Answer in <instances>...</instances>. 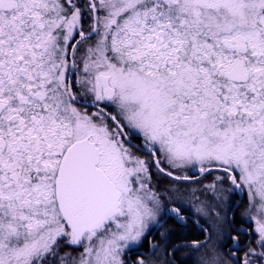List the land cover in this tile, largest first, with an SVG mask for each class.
<instances>
[{"label":"snow or ice","instance_id":"obj_1","mask_svg":"<svg viewBox=\"0 0 264 264\" xmlns=\"http://www.w3.org/2000/svg\"><path fill=\"white\" fill-rule=\"evenodd\" d=\"M0 264H264V0H0Z\"/></svg>","mask_w":264,"mask_h":264},{"label":"flooded vegetation","instance_id":"obj_2","mask_svg":"<svg viewBox=\"0 0 264 264\" xmlns=\"http://www.w3.org/2000/svg\"><path fill=\"white\" fill-rule=\"evenodd\" d=\"M247 205H248V195L246 191L244 193L235 194L234 202L231 205L233 208V212L231 213V215L234 217V219L237 222L236 228H240L241 224L243 225V228H246V229L255 228L254 221L248 219L247 216L242 217L241 215ZM188 215H189V220H188V228L186 230V235L189 238H196V237L202 238L203 234L199 232L197 225L193 223V220L197 219L198 217L196 216L194 211H192L191 209L189 210ZM233 234L235 235L236 233L234 232ZM250 238L252 239L253 244H254L255 239L257 238L254 231L251 233ZM140 251H143V249H141ZM135 255H136L135 251L128 253V256L132 259L135 258ZM238 255H240V253H238Z\"/></svg>","mask_w":264,"mask_h":264},{"label":"rangeland","instance_id":"obj_3","mask_svg":"<svg viewBox=\"0 0 264 264\" xmlns=\"http://www.w3.org/2000/svg\"><path fill=\"white\" fill-rule=\"evenodd\" d=\"M193 186H195V185H193Z\"/></svg>","mask_w":264,"mask_h":264}]
</instances>
